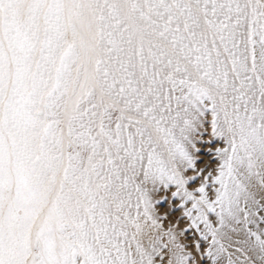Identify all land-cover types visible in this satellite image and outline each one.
Masks as SVG:
<instances>
[{
  "label": "snow or ice",
  "instance_id": "1",
  "mask_svg": "<svg viewBox=\"0 0 264 264\" xmlns=\"http://www.w3.org/2000/svg\"><path fill=\"white\" fill-rule=\"evenodd\" d=\"M0 264H264V0H0Z\"/></svg>",
  "mask_w": 264,
  "mask_h": 264
},
{
  "label": "rangeland",
  "instance_id": "2",
  "mask_svg": "<svg viewBox=\"0 0 264 264\" xmlns=\"http://www.w3.org/2000/svg\"><path fill=\"white\" fill-rule=\"evenodd\" d=\"M167 205H162L161 207H160V211L161 212H164V211H166L167 210ZM179 215V213L177 212V213H174L173 214V216H172V218L174 219L176 216H178Z\"/></svg>",
  "mask_w": 264,
  "mask_h": 264
}]
</instances>
